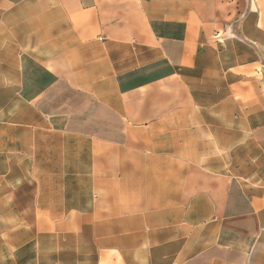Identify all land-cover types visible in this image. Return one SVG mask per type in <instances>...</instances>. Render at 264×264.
Segmentation results:
<instances>
[{
    "label": "crops",
    "instance_id": "0c3cea01",
    "mask_svg": "<svg viewBox=\"0 0 264 264\" xmlns=\"http://www.w3.org/2000/svg\"><path fill=\"white\" fill-rule=\"evenodd\" d=\"M0 264H264V0H0Z\"/></svg>",
    "mask_w": 264,
    "mask_h": 264
},
{
    "label": "rangeland",
    "instance_id": "374dc122",
    "mask_svg": "<svg viewBox=\"0 0 264 264\" xmlns=\"http://www.w3.org/2000/svg\"><path fill=\"white\" fill-rule=\"evenodd\" d=\"M10 150H14V147H10ZM7 157H10L11 159L14 158V153H8V156Z\"/></svg>",
    "mask_w": 264,
    "mask_h": 264
}]
</instances>
